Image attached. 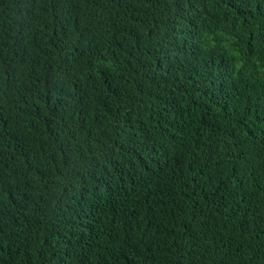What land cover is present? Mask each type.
<instances>
[{"label": "trees", "instance_id": "16d2710c", "mask_svg": "<svg viewBox=\"0 0 264 264\" xmlns=\"http://www.w3.org/2000/svg\"><path fill=\"white\" fill-rule=\"evenodd\" d=\"M0 264H264V0H0Z\"/></svg>", "mask_w": 264, "mask_h": 264}]
</instances>
